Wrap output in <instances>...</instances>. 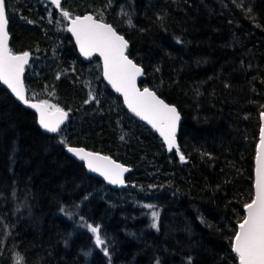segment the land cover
<instances>
[{"label": "trees", "instance_id": "16d2710c", "mask_svg": "<svg viewBox=\"0 0 264 264\" xmlns=\"http://www.w3.org/2000/svg\"><path fill=\"white\" fill-rule=\"evenodd\" d=\"M219 1L6 0L9 47L31 54L28 99L68 117L45 134L0 84V264L17 253L24 264H238L230 241L254 196L264 111V0ZM61 9L128 41L139 86L180 114L184 162L124 108L97 56L81 60ZM68 146L130 168L126 186L88 174Z\"/></svg>", "mask_w": 264, "mask_h": 264}, {"label": "snow or ice", "instance_id": "6c2138e0", "mask_svg": "<svg viewBox=\"0 0 264 264\" xmlns=\"http://www.w3.org/2000/svg\"><path fill=\"white\" fill-rule=\"evenodd\" d=\"M52 4L61 8V0H52ZM61 15L69 20L68 31L75 37L80 52L86 57L99 53L103 58L105 79L117 92L123 93L128 108L152 125L163 137L169 151L175 149L180 161L184 162L185 156L180 152L176 142L180 114L175 106L166 104L153 91L148 88L140 91L136 87V77L142 75V69L126 55L128 41L119 35L112 25L95 19L93 15L73 17L69 11L63 9ZM128 23L131 24V21L129 20ZM7 24L6 0H0V81H3L21 102L36 109L39 113V124L43 129L57 133L67 119L68 112L47 100L30 103L21 79L25 66L29 63L30 53L24 51L15 54L12 51L9 47ZM93 98L90 92L89 99ZM259 115L262 124L256 152L255 195L251 197L250 202L243 205L246 214L238 223V230L230 241L232 252L238 258V264H264V111ZM67 151L83 160L89 170L98 172L109 183H124L123 173L128 169L109 157L71 146L67 147ZM61 211L65 209L62 208ZM151 216L153 219L151 227L156 228L159 213L152 211ZM87 228L94 234L95 245L104 246L105 255H108L105 240L100 234V226L88 224ZM14 264H24V258L18 253L14 254Z\"/></svg>", "mask_w": 264, "mask_h": 264}, {"label": "water", "instance_id": "95a60500", "mask_svg": "<svg viewBox=\"0 0 264 264\" xmlns=\"http://www.w3.org/2000/svg\"><path fill=\"white\" fill-rule=\"evenodd\" d=\"M51 3H52V0H49ZM54 5V4H53ZM55 6V5H54ZM55 8L57 9V10H59L60 8H57L56 6H55ZM85 15H92V14H85ZM82 16H84V15H82ZM95 18V17H94ZM96 19V18H95ZM104 23V22H103ZM107 24V23H106ZM110 25V24H109ZM69 26H70V22H69V20H68V28H69ZM7 27H8V24H7ZM68 28H67V31H68ZM7 30V29H6ZM7 32H8V30H7ZM118 33V32H117ZM68 34L72 37V39H73V42H74V44H75V47H76V50H77V53H78V55H79V57L81 58V60L82 61H84V62H87L92 56H97L98 58H99V60H100V62H101V69H102V80L104 81V83L106 84V86L115 94V95H117L118 97H120L121 98V100H122V104H123V106H124V108L131 114V116H133L136 120H139L140 122H142V123H144V124H146L160 139H161V141L163 142V144L165 145V147H166V149L169 151V149H168V147H167V145L165 144V142H164V139H163V137H161V135H160V133L155 129V128H153L152 127V125H150L147 121H145V120H143V119H141L139 116H137L134 112H132L129 108H128V106H127V104L125 103V100H124V96H123V93L122 92H117L116 90H115V88H113V86L109 83V81L107 80V79H105V77H104V67H103V58L99 55V53H93L91 56H88V57H86V56H84L81 52H80V49H79V46L77 45V43H76V39H75V37L73 36V34L70 32V31H68ZM119 34V33H118ZM8 35H9V33H8ZM120 35V34H119ZM122 36V35H121ZM9 41H10V36H9ZM128 49V48H127ZM15 54H20V53H15ZM126 55H127V50H126ZM128 56V55H127ZM129 58V57H128ZM30 59H31V54H30V57H29V61H30ZM130 59V58H129ZM133 63H135L134 61H133ZM136 64V63H135ZM137 65V64H136ZM27 66V65H26ZM25 66V67H26ZM141 68V67H140ZM142 69V68H141ZM24 72H25V70H24ZM23 76H24V73L22 74V77H21V79H22V81H23V85H24V89H25V95H26V97H27V92H26V87H25V84H24V80H23ZM143 78V70H142V75H140V76H137L136 77V87L140 90V91H143V89L144 88H141L140 86H139V82H140V80ZM0 84L3 86V88L11 95V97L19 104V105H21L23 108H25V109H28V110H30V111H32V112H34L35 114H36V116H37V119H38V125H39V127H40V129L45 133V134H48V135H55L56 133H51V132H48L47 130H45V129H43L41 126H40V124H39V113L36 111V109H34V108H31L29 105H26V104H24L23 102H21L16 96H15V94L14 93H12V91H11V89L10 88H8V86L6 85V84H4L3 83V81H0ZM150 90V89H149ZM152 91V90H151ZM157 96V95H156ZM158 97V96H157ZM28 98V97H27ZM159 98V97H158ZM159 99H161V98H159ZM162 100V99H161ZM30 101V103H39L38 101H32V100H29ZM166 103V102H165ZM167 104V103H166ZM169 105V104H168ZM66 121V120H65ZM65 121H64V123H65ZM181 121H182V119H180V121H179V123H178V126H177V133H176V142H177V135H178V131H179V125H180V123H181ZM63 123V124H64ZM62 124V125H63ZM261 124H262V121H261ZM62 125L60 126V128L62 127ZM259 141H260V136H259ZM177 145H178V143H177ZM72 147V146H71ZM75 148H80V147H75ZM84 149V148H83ZM174 151H176L175 149H173ZM173 150H171V151H173ZM65 151H66V153L70 156V157H72L74 160H76V161H78V162H81V163H83V165H84V167H85V170L87 171V173L88 174H90L91 176H94V177H96L97 179H99V180H101L102 182H104L105 184H107L108 186H110V188H112V189H114V190H116V189H120V188H124L125 186H126V176H127V174H128V172L130 171V168H128V167H126V166H124V167H126L127 169H128V171H126V172H124L123 173V180H124V183L123 184H112V183H109L107 180H105L104 179V177L103 176H101L98 172H93V171H91V170H89L88 168H87V166H86V164H85V162L83 161V160H81V159H79L78 157H76L74 154H72V153H70V152H68L67 151V148L65 149ZM85 151H88V150H86L85 149ZM88 152H91V151H88ZM94 153H96V152H94ZM100 155H102V154H100ZM102 156H105V155H102ZM108 157V156H107ZM110 158V157H109ZM111 160H113L112 158H110ZM114 161V160H113ZM116 162V161H115ZM117 164H120V163H118V162H116ZM122 165V164H121ZM255 169H256V158H255V163H254V185H255V178H256V176H255ZM254 195H255V187H254Z\"/></svg>", "mask_w": 264, "mask_h": 264}, {"label": "rangeland", "instance_id": "374dc122", "mask_svg": "<svg viewBox=\"0 0 264 264\" xmlns=\"http://www.w3.org/2000/svg\"><path fill=\"white\" fill-rule=\"evenodd\" d=\"M219 1V0H218ZM220 2V1H219ZM32 98L33 99H35L36 98V96L35 95H33L32 96ZM100 234H101V237H102V239H104L105 240V242H106V238L103 236V234L100 232ZM93 237H94V234H93ZM94 241H95V238H94ZM100 248H102V246L100 247Z\"/></svg>", "mask_w": 264, "mask_h": 264}]
</instances>
